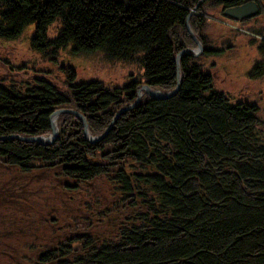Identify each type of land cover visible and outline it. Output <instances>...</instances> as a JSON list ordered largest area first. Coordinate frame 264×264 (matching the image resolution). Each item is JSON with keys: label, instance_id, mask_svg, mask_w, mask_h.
<instances>
[{"label": "trees", "instance_id": "obj_1", "mask_svg": "<svg viewBox=\"0 0 264 264\" xmlns=\"http://www.w3.org/2000/svg\"><path fill=\"white\" fill-rule=\"evenodd\" d=\"M200 1L0 0V42L17 41L34 26L31 49L44 59L57 62L71 46L74 55L99 53L142 69L141 81L123 87L78 81L68 65L63 88L48 71L33 74L24 88L0 79L2 167L25 176L54 171L73 191L107 178L123 196L117 213L147 206L126 220L117 243L75 236L44 251L38 264H264V121L257 105L231 104L213 91V77L199 64L223 53L207 36L215 10L232 21L224 10L255 2L259 16L264 0H205L191 14ZM187 18L204 52L181 56L175 95L145 94L96 143L72 113L58 115L54 142L26 141L52 135V116L62 109L83 115L90 134L101 136L135 102L140 85L173 91L178 55L197 47ZM251 33L263 37L264 59V30ZM252 76H262L259 66Z\"/></svg>", "mask_w": 264, "mask_h": 264}, {"label": "rangeland", "instance_id": "obj_2", "mask_svg": "<svg viewBox=\"0 0 264 264\" xmlns=\"http://www.w3.org/2000/svg\"><path fill=\"white\" fill-rule=\"evenodd\" d=\"M218 10L207 36L223 53L214 57L200 54L202 72L213 77V91L224 93L231 104L257 105L264 121V59L260 54L263 37L251 33L264 30V14L237 22L225 20ZM59 28L60 25L53 26L48 36L55 37ZM33 31L34 26H30L19 40L0 42V79L4 86L17 84L24 88L21 84L32 82V75L41 70L50 72V80L63 88L67 65L81 82L123 87L132 78L142 80V69L137 64L111 63L99 53L74 55L71 46L60 53L57 62L44 59L31 49ZM254 66H259L261 77L252 76ZM68 182L54 171L25 176L0 165V264H36L44 251L84 234L91 236L96 245L103 240L117 243L126 220L138 219L139 212L147 210L146 204L140 202L134 209L117 213L123 196L107 178L82 184L78 191L66 187Z\"/></svg>", "mask_w": 264, "mask_h": 264}, {"label": "water", "instance_id": "obj_3", "mask_svg": "<svg viewBox=\"0 0 264 264\" xmlns=\"http://www.w3.org/2000/svg\"><path fill=\"white\" fill-rule=\"evenodd\" d=\"M204 1L205 0H201L199 2V5L191 12V14H193ZM259 12H260V8H259L257 3L248 2V3L243 4V5L227 8L226 10H224L223 13H224L225 16H227V17L239 22V21H242V20H244L246 18L255 16V15L259 14ZM186 28H187V31L189 32L190 36L192 37V39L197 44V48H195V49H185L178 55V58H177V70H178L177 86H176V88L173 91H171L169 93H166V94L161 93L159 91L157 93H155V92H153V88L151 86H149L148 84L145 83V84L140 85L137 88V90H136L135 102L133 104H131L130 106L122 108L121 110H119L118 113L115 116V119H114L113 123L110 125V127L101 136L94 137V136H92L90 134L89 128H88V124H87L86 119L84 118L83 115H81L80 113H78L75 110L62 109V110H59L56 113H54L53 116H52V120H51L52 128H53V134L52 135H50L48 137L37 138V139H26V141L38 140V141H41L43 143H49V144L54 142L57 139V137H58V129L56 127V119H57L58 115L61 114V113H72V114L76 115L77 117H79L82 120L83 125H84V134L86 136V139L90 143H96V142L102 140L107 135V133L109 132V130L113 126L115 120L123 112H125L127 110H132L133 108H136L139 105L142 97L145 94L150 96L153 99H158V100L167 99V98H170L173 95H175L177 93V91L180 89V85H181V82H182L181 69H180V63H179V60H180L181 56L183 54H188V53H191V54H193L195 56H199L200 54H202L204 52V46L200 42V40H198V38L196 37L195 33L193 32V30L191 28V25H190V22H189V18H187V20H186ZM142 91H144L145 93H143Z\"/></svg>", "mask_w": 264, "mask_h": 264}, {"label": "flooded vegetation", "instance_id": "obj_4", "mask_svg": "<svg viewBox=\"0 0 264 264\" xmlns=\"http://www.w3.org/2000/svg\"><path fill=\"white\" fill-rule=\"evenodd\" d=\"M260 16V15H259ZM258 16H252V17H249V18H247V20L245 19L244 21H250V20H253V19H255V18H257ZM243 21V20H242ZM238 22V21H237ZM242 24V23H241ZM257 68V66H254V68H253V70L254 69H256Z\"/></svg>", "mask_w": 264, "mask_h": 264}]
</instances>
